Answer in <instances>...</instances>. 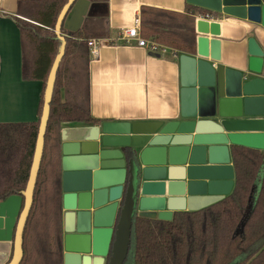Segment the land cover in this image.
<instances>
[{
  "label": "water",
  "instance_id": "obj_1",
  "mask_svg": "<svg viewBox=\"0 0 264 264\" xmlns=\"http://www.w3.org/2000/svg\"><path fill=\"white\" fill-rule=\"evenodd\" d=\"M186 1L216 17L247 19L264 27L261 0ZM88 5V0H68L55 24L61 45L46 81L28 180L21 194L0 201V241L10 240L15 227L7 264H19L23 257L22 233L42 157L55 75L64 53L60 28L77 30ZM195 25L199 34L195 55L179 56L182 76L193 88L196 105L191 113L182 111L166 122H103L93 140L62 143V169L85 177L84 183L62 188L63 264H123L135 215L168 221L174 212L185 211V202L186 211H195L220 200L217 176L228 168L229 147L264 150V79L249 76L261 72L263 52L251 37L246 72L218 66L206 74L207 62L202 59H220V24L197 19ZM176 166L185 167L187 182ZM204 191L207 196H202Z\"/></svg>",
  "mask_w": 264,
  "mask_h": 264
},
{
  "label": "trees",
  "instance_id": "obj_2",
  "mask_svg": "<svg viewBox=\"0 0 264 264\" xmlns=\"http://www.w3.org/2000/svg\"><path fill=\"white\" fill-rule=\"evenodd\" d=\"M68 0H36L30 18H16L24 36L23 73L42 82L37 120L0 124V201L25 189L43 107L44 91L53 60L61 45L54 28ZM207 10L188 5L185 14L142 8L140 33L180 52L196 51L195 13ZM154 13V14H153ZM86 16L82 26L64 32V53L58 65L44 146L32 204L22 233L23 257L19 264H62V208L60 140L62 123L96 122L87 106L61 97V63L89 37L104 32ZM28 47L30 49L28 50ZM34 54L31 67L30 55ZM75 114H77L75 116ZM235 171L232 191L195 211L174 212L171 220L135 215L130 245L123 264H264V151L231 147ZM253 197L251 209L246 213Z\"/></svg>",
  "mask_w": 264,
  "mask_h": 264
},
{
  "label": "crops",
  "instance_id": "obj_3",
  "mask_svg": "<svg viewBox=\"0 0 264 264\" xmlns=\"http://www.w3.org/2000/svg\"><path fill=\"white\" fill-rule=\"evenodd\" d=\"M36 0H0V124H20L37 120L38 103L42 90V82L30 77L29 72L23 73L24 36L16 23V18L34 23L30 18ZM86 16L104 32L100 33V54L95 60L88 56L86 46L82 55L84 69L85 102L88 111L96 122L62 123L58 135L60 152L63 142L74 140H93L99 125L103 122H153L169 121L183 111L191 113L196 105L191 84L186 83L182 76L179 52L176 57L169 54L160 56L136 45L134 41H121L122 31L133 24L136 17L140 18L142 8L160 10L169 13L185 14L188 5L198 8L186 0H88ZM264 4V0H261ZM210 12L211 11H208ZM199 13H195V22ZM211 21L220 24V59L210 60L209 56L202 59L207 64L204 73L210 74L218 66L246 72L248 69V39L254 38L262 54V68L259 74L251 73L250 77L264 79V27L232 16L214 15ZM63 26V24H62ZM79 27V28H80ZM64 28V27H63ZM196 29V25H195ZM63 36L66 34L61 32ZM199 34L196 32V36ZM208 37H212L206 34ZM92 38V37H89ZM197 48V44H196ZM30 47H28V50ZM80 50L76 48V53ZM34 54L30 55L28 67H31ZM75 73H78L79 59H73ZM70 68L62 73L61 97L66 101H74L68 92ZM74 78V77H73ZM72 79V78H71ZM70 94V95H69ZM228 168L217 176L219 190L216 193L223 197L234 187L235 171L231 146L229 147ZM261 152L264 150H260ZM62 152L60 157V187L84 183L85 177L77 171L62 169ZM181 170V178L187 182L185 167L176 166ZM203 177V176H202ZM201 177V178H202ZM203 180V179H202ZM205 182L206 179H204ZM207 196L208 192L204 191ZM202 194V193H201ZM201 196V195H197ZM187 192L185 193V198ZM203 201L198 204L202 205ZM185 211L187 202H185ZM23 207V198L18 213ZM200 207V206H199ZM62 236H63V206ZM15 227L10 240L0 241V264H7L13 253ZM64 253L62 243V255ZM63 261V260H62ZM63 264V262H62Z\"/></svg>",
  "mask_w": 264,
  "mask_h": 264
},
{
  "label": "built area",
  "instance_id": "obj_4",
  "mask_svg": "<svg viewBox=\"0 0 264 264\" xmlns=\"http://www.w3.org/2000/svg\"><path fill=\"white\" fill-rule=\"evenodd\" d=\"M213 14L210 12L199 13L197 19H202L206 21H211L213 18ZM140 18L136 17L133 21V24L126 31L121 32V36L119 40L121 41H134L137 46L144 48L150 53L158 54L160 56L163 55H171L176 57L179 54V50L170 47L164 43H161L153 38L143 37L140 33ZM86 45L88 49V56L91 60H95L99 57L100 54V40L98 38H88L86 40Z\"/></svg>",
  "mask_w": 264,
  "mask_h": 264
},
{
  "label": "rangeland",
  "instance_id": "obj_5",
  "mask_svg": "<svg viewBox=\"0 0 264 264\" xmlns=\"http://www.w3.org/2000/svg\"><path fill=\"white\" fill-rule=\"evenodd\" d=\"M154 14V13H153ZM85 46L80 47V50L78 53L74 51L71 55L67 56L64 61L61 63V68H60V76H61V81H62V73L65 70H68L70 68L71 70V76L69 77L70 80L69 82V87H68V92L73 95L74 101H70L73 103H78L82 107H85L87 104L85 102V90H84V69L82 66V55L85 53ZM79 59V64H78V73H75V63L73 62V59ZM74 77V78H73ZM72 78V79H71ZM63 85V82H62ZM69 94V95H70ZM77 114H75L76 116ZM253 202V197L250 198L247 206L246 212H248L251 209Z\"/></svg>",
  "mask_w": 264,
  "mask_h": 264
}]
</instances>
